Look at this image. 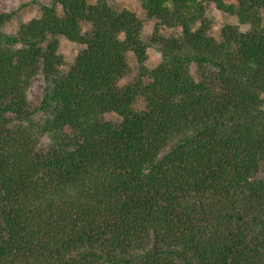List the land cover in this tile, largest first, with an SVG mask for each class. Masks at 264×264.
Masks as SVG:
<instances>
[{
    "label": "trees",
    "instance_id": "obj_1",
    "mask_svg": "<svg viewBox=\"0 0 264 264\" xmlns=\"http://www.w3.org/2000/svg\"><path fill=\"white\" fill-rule=\"evenodd\" d=\"M139 1L153 68L108 0L0 14V264H264V0Z\"/></svg>",
    "mask_w": 264,
    "mask_h": 264
},
{
    "label": "rangeland",
    "instance_id": "obj_2",
    "mask_svg": "<svg viewBox=\"0 0 264 264\" xmlns=\"http://www.w3.org/2000/svg\"><path fill=\"white\" fill-rule=\"evenodd\" d=\"M90 4L95 3L96 0H87ZM225 4H231L234 0H223ZM108 2L119 9H128L134 12L141 20L144 21L142 39L148 44V59L146 62L147 67H155L161 60V55L158 48L154 45H150V38L153 33V26L155 21L147 20L146 13L141 6L139 0H108ZM52 0H0V14L3 13H15V19L12 22L7 23L2 31L8 34H13L17 30L19 24L29 21L32 18H38L40 16L41 6L51 5ZM209 14L213 19L214 25L211 35L218 39L220 30L225 25H237L235 17L230 16L222 11L217 10L214 7L209 9ZM261 25L264 27V11H261ZM250 27L248 25H242L240 27L241 31H246ZM179 30H164L163 36L177 35ZM60 42V52L65 59V68L67 69L74 61L77 53L81 49L79 45L71 43L66 39L59 38ZM128 62L131 66H135V57L132 54L127 55ZM194 71V68L192 69ZM126 79L124 82L129 81ZM45 88V83L43 78L38 75L35 76L31 82L27 91V98L29 103L35 107L41 101ZM140 104L137 105L139 107ZM106 120L118 121V117L113 114L106 115ZM35 119L39 121V114L35 115ZM49 142L47 136L42 138V145Z\"/></svg>",
    "mask_w": 264,
    "mask_h": 264
}]
</instances>
